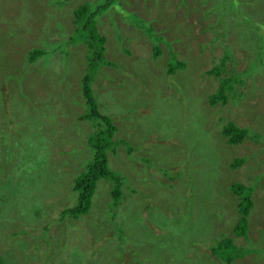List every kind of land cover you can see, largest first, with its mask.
I'll return each mask as SVG.
<instances>
[{
    "label": "rangeland",
    "instance_id": "1",
    "mask_svg": "<svg viewBox=\"0 0 264 264\" xmlns=\"http://www.w3.org/2000/svg\"><path fill=\"white\" fill-rule=\"evenodd\" d=\"M83 2L97 9L86 28L105 36L107 62L90 87L116 126L107 165L127 178L124 192L135 193L113 203V182L101 177L91 213L60 217L76 200L75 174L92 156L87 138L100 130L96 119L80 118L89 59L85 44L74 42L81 33L74 25L85 19L73 21V10ZM210 4L0 0L1 264H264V2L255 4L259 37L240 17L215 38L222 25H209L216 21L205 17ZM170 57L186 67L168 73ZM222 59L221 72L208 73ZM220 76L234 81L225 101L212 103ZM227 122L247 137L228 142ZM236 158L244 161L235 165ZM234 181L251 189L244 234L234 231L244 206L229 189ZM222 236L234 248L230 261L211 251Z\"/></svg>",
    "mask_w": 264,
    "mask_h": 264
},
{
    "label": "trees",
    "instance_id": "2",
    "mask_svg": "<svg viewBox=\"0 0 264 264\" xmlns=\"http://www.w3.org/2000/svg\"><path fill=\"white\" fill-rule=\"evenodd\" d=\"M206 1V0H204ZM264 0H211L210 7H206L205 10H209L207 13H205V17L208 19H212L215 17L216 21L209 22V25L212 27L215 23L220 22L221 23V29L220 33L215 36V38H220L223 34L228 32L227 30L230 28L236 29V26L241 24L240 19L241 18H247L249 19L253 25H250V27H247L249 30H254V34L259 37V27L262 25L263 16L259 11L255 9V4L263 3ZM244 6L247 7L246 10L242 11V8ZM96 8H91L89 4L86 2L80 3L77 5L73 10V21H80L82 18H84V24L82 26H87V17L88 18H94ZM84 13H87L85 15ZM241 17V18H240ZM259 21H258V20ZM79 24L74 25V28L76 32H81L76 39V41L79 43L81 41L85 46L87 47V54L86 57L89 59L88 63L85 66V71L80 77V89L81 94L84 98V105H85V111L80 115V118L82 119H91V121H94L93 119H96V124L100 125V130L92 133L87 138V144L90 147L92 151V156L85 161L84 167L77 172L74 176L73 180V190L76 193V200H74V203L64 207L59 212V216L63 217L65 215L77 217L82 214L91 213V201L94 194V191L96 189L97 181L99 178L104 177L106 179H109L113 182V186H111L108 194L110 195L112 202L117 203L121 196H123V193L128 195H133L135 191L133 192H124L126 191L125 186H122V184H126L128 182L127 178L125 180V177L121 175L119 172H115L111 170L108 165V150H114V143L111 140L112 133L114 132V129H116V126L110 121V119L106 116V114L101 113L98 104L96 101V98H94L92 94V89L90 87V82L93 78V75L96 71V68L100 64H105L107 62V59H103L102 52H103V41L105 36L101 34L97 29H90L86 28L84 31H80L83 27ZM97 24H94V27L96 28ZM138 26V25H137ZM141 26L146 27V30H148L149 34H152V28L149 25H142ZM204 28V27H203ZM206 29V28H205ZM261 31V30H260ZM82 32H85L82 34ZM259 32V33H257ZM251 35V34H250ZM250 35L246 36L238 41V44L241 46H247L248 40L250 39ZM83 36V37H82ZM155 39L161 38L160 36H155ZM257 39V38H256ZM224 40V39H223ZM223 40H219L221 47H223ZM100 45L102 46V49H99ZM229 45V44H228ZM230 47V45H229ZM229 47L224 46L223 51ZM158 52V47L155 44L154 47ZM222 51V53H223ZM99 57V59L97 58ZM92 60V62H91ZM224 66V59L221 60V65H215L211 69L208 70V73L214 74L215 76L221 72V69ZM168 73H173L176 71L177 68L186 67V63L183 61H179L176 59V57H170L168 60ZM221 79H219V85L216 89V91L209 95L210 102L214 103L217 101L224 102L227 94L225 92V88L228 89L231 88L232 84L231 82L234 81L229 79V77L225 78L223 76H220ZM227 84L229 86H227ZM178 87V86H177ZM179 88V87H178ZM166 101V96L162 95V98L160 100ZM160 102V101H159ZM160 105H164L165 103H161ZM160 109V108H159ZM224 135L228 137V142L230 143H239L244 138L247 137V130L245 128H241L239 126L234 125L231 122H227L222 129ZM142 160L145 163H148L150 161L149 155H145L142 157ZM244 161V158H236L235 165L241 163ZM68 164V161L64 163L66 166ZM149 164V163H148ZM236 167V166H233ZM156 169L161 170L164 169L168 172H162L164 175H168V177L172 178L176 175V171H172L171 168L167 166H160ZM174 172V173H173ZM147 172L146 174H148ZM126 176V175H125ZM124 180L126 182H124ZM1 181L6 182V178H1ZM174 184V183H173ZM126 186L129 187V183L126 184ZM230 191L235 194V196L239 197L241 200V203H244V206L241 210V216L240 221H238L235 224L234 231L238 234H244L245 228H246V215L248 212L249 207L252 204V201L250 199V188L244 185L241 182L234 181L229 185ZM113 203H110V207H113ZM240 203V204H241ZM83 216V215H82ZM81 217V216H80ZM114 217L111 216L109 221H114ZM114 221V225H115ZM113 225V226H114ZM115 228V226H114ZM211 251L213 253H217L218 256H221L225 258L226 260L230 261L233 259V245L229 238L227 237H221L219 240L216 241L215 244L210 245ZM219 250V251H218ZM8 253V252H7ZM3 262V256L0 257V264Z\"/></svg>",
    "mask_w": 264,
    "mask_h": 264
},
{
    "label": "bare ground",
    "instance_id": "3",
    "mask_svg": "<svg viewBox=\"0 0 264 264\" xmlns=\"http://www.w3.org/2000/svg\"><path fill=\"white\" fill-rule=\"evenodd\" d=\"M219 251V250H218ZM203 256V255H202Z\"/></svg>",
    "mask_w": 264,
    "mask_h": 264
}]
</instances>
